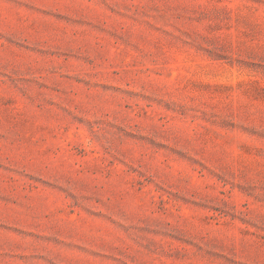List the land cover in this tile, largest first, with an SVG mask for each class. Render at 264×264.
Returning a JSON list of instances; mask_svg holds the SVG:
<instances>
[{"label": "rangeland", "instance_id": "obj_1", "mask_svg": "<svg viewBox=\"0 0 264 264\" xmlns=\"http://www.w3.org/2000/svg\"><path fill=\"white\" fill-rule=\"evenodd\" d=\"M0 264H264V0H0Z\"/></svg>", "mask_w": 264, "mask_h": 264}]
</instances>
